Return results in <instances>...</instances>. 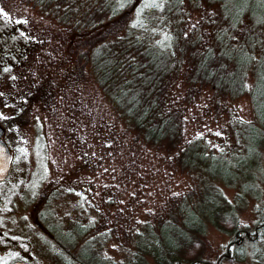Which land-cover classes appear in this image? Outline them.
<instances>
[{
    "label": "rangeland",
    "instance_id": "1",
    "mask_svg": "<svg viewBox=\"0 0 264 264\" xmlns=\"http://www.w3.org/2000/svg\"><path fill=\"white\" fill-rule=\"evenodd\" d=\"M183 4L188 26L204 11L215 10L204 1ZM0 9L6 13L0 16V40L7 42L3 51L20 52L14 41H27L19 61L0 55V123L13 152L9 172L0 180V233L5 231L6 260L78 264L80 243L89 239L102 256L123 261L133 248L135 231L167 217L170 197L195 192L196 172L188 166L182 169L176 161L182 148L197 137L213 150L232 144V124L252 118L249 96L220 98L216 103L210 87L199 89L186 105L178 146L144 142L93 78L80 74L76 79L79 66L68 75L69 65L60 61L62 37L70 36L65 26L23 0H0ZM154 9L151 13L160 7ZM138 15L133 13L128 27ZM191 68L190 58L172 72L170 105H178L185 94L183 80ZM46 90L50 94L44 99L32 98ZM223 190L232 197L233 189ZM252 217L247 205L241 218ZM78 224L87 232L69 248V232ZM228 241L226 234L209 227L203 255L217 256Z\"/></svg>",
    "mask_w": 264,
    "mask_h": 264
},
{
    "label": "trees",
    "instance_id": "2",
    "mask_svg": "<svg viewBox=\"0 0 264 264\" xmlns=\"http://www.w3.org/2000/svg\"><path fill=\"white\" fill-rule=\"evenodd\" d=\"M23 1L66 27L70 36L62 37L60 61L69 65L68 75L79 66L76 79L80 74L93 78L144 142L178 146L186 105L199 89L210 87L216 103L244 94L250 99L252 118L232 124V144L213 150L197 137L176 157L182 169L196 172L195 192L170 197L167 217L135 231L133 248L123 261L102 256L85 239L78 264H264V0H197L215 10L204 11L190 26L185 0H166L153 13L146 0L139 10L141 0ZM135 11L139 15L128 27ZM15 44L20 52H5L7 42L1 39L0 55L19 61L27 41ZM190 58L185 94L178 105H170L171 74ZM47 92L32 98L44 99ZM223 187L234 190L232 197ZM247 205L253 217L243 220ZM209 227L229 237L215 257L202 251ZM75 228L69 232V248L87 232L85 226Z\"/></svg>",
    "mask_w": 264,
    "mask_h": 264
},
{
    "label": "water",
    "instance_id": "3",
    "mask_svg": "<svg viewBox=\"0 0 264 264\" xmlns=\"http://www.w3.org/2000/svg\"><path fill=\"white\" fill-rule=\"evenodd\" d=\"M5 129L0 123V180L4 179L9 172L13 158V152L4 140ZM12 264H25L23 261H17Z\"/></svg>",
    "mask_w": 264,
    "mask_h": 264
},
{
    "label": "flooded vegetation",
    "instance_id": "4",
    "mask_svg": "<svg viewBox=\"0 0 264 264\" xmlns=\"http://www.w3.org/2000/svg\"><path fill=\"white\" fill-rule=\"evenodd\" d=\"M2 229L5 230V228H3V227H2ZM7 248L8 247L5 243V231H3L2 233H0V264H12V263L17 262V261H23V259L17 258V257H14V259L12 258L9 261H7L6 260Z\"/></svg>",
    "mask_w": 264,
    "mask_h": 264
},
{
    "label": "snow or ice",
    "instance_id": "5",
    "mask_svg": "<svg viewBox=\"0 0 264 264\" xmlns=\"http://www.w3.org/2000/svg\"><path fill=\"white\" fill-rule=\"evenodd\" d=\"M165 2H166V0H159V3L157 2V0H150V3L149 2L145 3V7H160V8H162ZM2 15H6V13L4 12L3 9H0V16H2Z\"/></svg>",
    "mask_w": 264,
    "mask_h": 264
}]
</instances>
